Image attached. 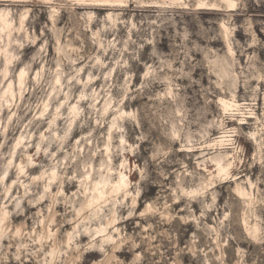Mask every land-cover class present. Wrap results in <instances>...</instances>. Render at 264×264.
<instances>
[{
  "label": "clouds",
  "instance_id": "clouds-1",
  "mask_svg": "<svg viewBox=\"0 0 264 264\" xmlns=\"http://www.w3.org/2000/svg\"><path fill=\"white\" fill-rule=\"evenodd\" d=\"M0 264H264V0H0Z\"/></svg>",
  "mask_w": 264,
  "mask_h": 264
}]
</instances>
